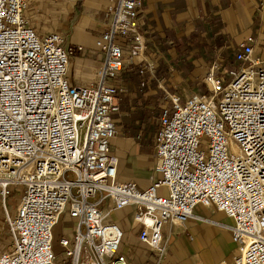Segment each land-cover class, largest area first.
Masks as SVG:
<instances>
[{
  "label": "built area",
  "instance_id": "1",
  "mask_svg": "<svg viewBox=\"0 0 264 264\" xmlns=\"http://www.w3.org/2000/svg\"><path fill=\"white\" fill-rule=\"evenodd\" d=\"M146 1L109 0L110 22L96 41L105 62L97 81L75 86L72 52L59 35L36 32L24 15L28 0H0V198L13 237L0 264H129L123 228L111 219L127 209L140 241L162 255L165 225H185L198 206L235 221L231 264H264V61L253 62L251 46L237 53L249 66L206 78L208 94L167 97L156 136L159 178L146 189L117 179L114 81L126 56L146 52ZM13 189L21 194L12 217ZM62 217L72 226L56 255L52 233Z\"/></svg>",
  "mask_w": 264,
  "mask_h": 264
},
{
  "label": "crops",
  "instance_id": "2",
  "mask_svg": "<svg viewBox=\"0 0 264 264\" xmlns=\"http://www.w3.org/2000/svg\"><path fill=\"white\" fill-rule=\"evenodd\" d=\"M108 4L28 0L24 15L36 32L59 35L72 52L68 78L75 86L97 81L96 70L105 62L96 41L110 22ZM139 14L147 49L138 60L126 56L127 67L114 81L118 110L111 115L116 134L110 154L117 160L118 180L146 189L160 176L156 136L167 106L164 88L183 101L192 94H208L211 73L220 76L250 65L237 60L242 43L253 48V62L262 63L264 0H147ZM147 62L154 70L141 73ZM111 219L123 228L121 253L129 264H231L236 253L231 230L235 221L214 208L198 206L185 225L167 223L162 255L140 241L130 209L112 212Z\"/></svg>",
  "mask_w": 264,
  "mask_h": 264
},
{
  "label": "rangeland",
  "instance_id": "3",
  "mask_svg": "<svg viewBox=\"0 0 264 264\" xmlns=\"http://www.w3.org/2000/svg\"><path fill=\"white\" fill-rule=\"evenodd\" d=\"M145 85V84H144ZM165 100L169 95L176 94L171 93L168 88H164ZM178 95V94H177ZM193 95V94H192ZM68 180H75V175L69 173L67 175ZM21 190L13 189L8 204L10 215L13 217L16 214L17 206L19 204ZM72 226L70 222H59L57 227L52 233V245L53 251L56 255H60L63 252V247L60 244L61 238L63 237L64 230L69 229ZM13 247V237L11 234V228L8 222V217L3 209L2 201L0 198V254L11 251Z\"/></svg>",
  "mask_w": 264,
  "mask_h": 264
}]
</instances>
